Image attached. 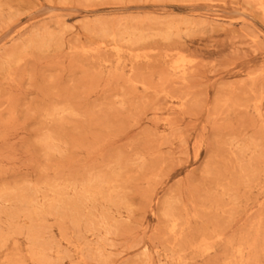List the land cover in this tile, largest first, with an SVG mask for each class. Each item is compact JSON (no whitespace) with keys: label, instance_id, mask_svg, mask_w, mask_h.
<instances>
[{"label":"rangeland","instance_id":"obj_1","mask_svg":"<svg viewBox=\"0 0 264 264\" xmlns=\"http://www.w3.org/2000/svg\"><path fill=\"white\" fill-rule=\"evenodd\" d=\"M0 264H264V0H0Z\"/></svg>","mask_w":264,"mask_h":264}]
</instances>
